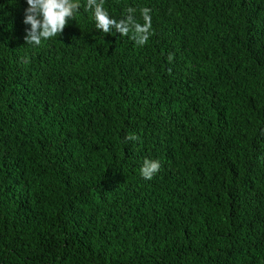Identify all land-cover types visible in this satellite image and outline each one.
I'll return each mask as SVG.
<instances>
[{
	"label": "trees",
	"instance_id": "16d2710c",
	"mask_svg": "<svg viewBox=\"0 0 264 264\" xmlns=\"http://www.w3.org/2000/svg\"><path fill=\"white\" fill-rule=\"evenodd\" d=\"M80 3L35 46L0 0V264H264V0Z\"/></svg>",
	"mask_w": 264,
	"mask_h": 264
},
{
	"label": "clouds",
	"instance_id": "9594fccd",
	"mask_svg": "<svg viewBox=\"0 0 264 264\" xmlns=\"http://www.w3.org/2000/svg\"><path fill=\"white\" fill-rule=\"evenodd\" d=\"M27 8L24 10L23 23L30 25L25 29L24 42L35 46L41 45L42 41L58 37L62 34L68 21L72 20L81 8L80 0H26ZM85 11L92 13L95 28L105 34L113 30L120 35L127 36L132 33V39L137 45L143 46L147 43L151 34L150 9L142 8L141 17L144 21L140 24L134 17L135 9H126L127 15L122 19L110 17L104 8V0H85L83 5ZM173 55L169 54L171 62ZM139 138L134 134H128L124 141H136ZM160 169L158 160L145 158L139 171L140 175L151 180L153 175Z\"/></svg>",
	"mask_w": 264,
	"mask_h": 264
}]
</instances>
